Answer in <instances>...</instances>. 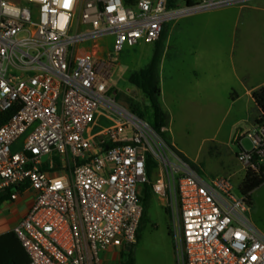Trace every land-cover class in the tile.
I'll list each match as a JSON object with an SVG mask.
<instances>
[{"label":"built area","instance_id":"1","mask_svg":"<svg viewBox=\"0 0 264 264\" xmlns=\"http://www.w3.org/2000/svg\"><path fill=\"white\" fill-rule=\"evenodd\" d=\"M248 1L167 9L166 0H0V193L33 198L13 229L27 264H103L108 250L133 248L145 186L169 201L179 264H264V233L247 197L228 177L205 178L117 101L101 68L109 63L77 50L113 36L116 62L124 47L155 43L171 20ZM103 116L108 125H99ZM242 137L251 148L237 161L264 181V125Z\"/></svg>","mask_w":264,"mask_h":264},{"label":"rangeland","instance_id":"2","mask_svg":"<svg viewBox=\"0 0 264 264\" xmlns=\"http://www.w3.org/2000/svg\"><path fill=\"white\" fill-rule=\"evenodd\" d=\"M184 4L185 2H181L179 6ZM243 5L260 8L259 11L244 9L239 20L251 23L244 28L245 32L250 33L249 41L255 43V47L258 46V43L262 46L264 45V0L224 5L193 16L182 17L184 19H174L165 24L167 33L168 27L180 19L182 20L178 22L179 26L185 29L190 27L187 30L188 36L193 40L196 52V59L190 62V67H193L192 69L198 75V78H192L191 82L195 86L197 80L202 86H205L206 82L201 79H204V76L210 79L206 85L207 92L202 102L203 107H193L191 103L186 102L181 110H177L173 121H170L167 115L168 135L172 143L189 162H196L204 166L205 172L202 174L205 178L210 177L209 175L229 177V169L227 170L226 165L222 164L226 160L230 162L231 166L233 165V168L240 167L234 158V152L240 151V148L236 142H233L237 133L233 117L237 112H242L244 108L242 105H236V108L230 113V117L225 118L229 105L225 98L228 99L229 93L230 98L234 94L237 95L240 88L231 71L222 68L221 36L226 32V29H223V24L234 21L237 16V8ZM113 42V36H105L97 40L96 44L92 40L80 43L77 50H97L98 59L109 63L108 67L103 68L101 65V68L107 72L112 91L116 93L119 103L134 111L137 105L147 107L149 101L139 89L129 83L128 78L132 72L149 63L155 43L142 40L136 46L124 47L117 54V61L111 62L109 53L113 51ZM169 53L171 54V50ZM232 80L236 84H232L233 88H228ZM209 93L212 96L211 102H209ZM145 120L150 124L153 123L151 107L147 108ZM108 124V118L105 116L100 118L99 125ZM240 125L242 128L245 126L244 124ZM97 130L99 129L97 128ZM26 135L27 133L14 145L13 150L19 151ZM243 145L246 149H250L251 141L246 137L243 139ZM157 174V168L153 169L152 177H156ZM230 179L235 188L234 193L239 196L241 194V179L236 177ZM144 196L145 193L142 191V198ZM143 204H145L144 201ZM249 217L264 231V186L253 193V206ZM173 235V219L169 201L167 202L151 192L147 214L139 229V240L133 247V255L138 264H179L174 249Z\"/></svg>","mask_w":264,"mask_h":264},{"label":"crops","instance_id":"3","mask_svg":"<svg viewBox=\"0 0 264 264\" xmlns=\"http://www.w3.org/2000/svg\"><path fill=\"white\" fill-rule=\"evenodd\" d=\"M244 9L260 10V8H252L245 5L239 6L234 21L225 22V24H223V29H226V32L221 36L223 51L221 57L222 68L231 71L240 88V92H237V95L234 94L231 98L230 93H226L228 94V99L225 98V100L229 105L225 118L230 117V113L236 108V105H242L244 108L242 112H237L233 117V124L237 126V133L234 136L233 142L238 144L240 150L246 148L243 145V137L237 142L239 136L246 132H254L258 125L257 120L261 117V110L255 102L253 93L264 86V45L261 46L260 43H258V46L255 47V43L249 41L250 33L245 32L244 28L247 25H251V23L240 22L239 20ZM182 19L172 23V26L168 27L158 72L161 86L160 103L166 115L169 116L170 121L174 120L177 110H181L186 102L191 103L193 107H203L204 104H202V102L207 92L206 85L210 82L207 76L201 79L206 82V84H204L205 86H202L197 80H193L195 81V86L191 82L192 78H198V75L192 69L193 67H190V62L196 59V52L193 47L194 42L190 36H188L189 33L187 30H189L190 27L185 29L178 24ZM96 48L98 49V47ZM170 50L171 54L169 53ZM94 52L97 54V50H94ZM151 57L152 55L150 56V60ZM232 84H236L234 80H232L228 88H233L232 86L234 85ZM209 97V102H211L212 96L210 93ZM240 124H244L245 126L242 128ZM166 132L169 138V131L167 128ZM169 141L177 150L170 138ZM238 152H234L236 161ZM189 163L201 174L205 172L203 165L202 167L201 164H197L196 162ZM222 164L226 165L227 170L229 169L230 176L228 178H240L242 183L246 174L240 163L239 168H233V165L231 166L230 162H227V160ZM209 176L214 177L213 175ZM262 186H264V184L260 187ZM253 193L251 195V208L253 206ZM32 203L33 198L29 194H24L14 201L10 200L1 203L0 235L12 231L27 215ZM260 230L264 233L262 229ZM126 251H128L127 248L125 250L118 248L108 250L102 255L103 264H122L121 256ZM136 263L138 264L137 261Z\"/></svg>","mask_w":264,"mask_h":264},{"label":"trees","instance_id":"4","mask_svg":"<svg viewBox=\"0 0 264 264\" xmlns=\"http://www.w3.org/2000/svg\"><path fill=\"white\" fill-rule=\"evenodd\" d=\"M183 0H166V8L173 9L177 7ZM188 5L192 4V0H184ZM127 5H134L137 0H125ZM167 36V27L164 25L159 39L155 42L151 60L149 63L129 75L128 81L135 88L139 89L144 96L149 101L147 107H142L140 105L136 106L135 111L131 110L137 114L140 118L145 120L147 108L151 107L153 110V123L150 124L156 133L172 148H174L167 136V115L164 112L161 103V86L159 81V65L163 54V43L165 44V39ZM256 104L261 110V117L257 120V124L264 125V86L260 87L253 93ZM183 157V156H182ZM184 158V157H183ZM185 159V158H184ZM157 164L153 161L151 157L148 159V176L152 177L153 169H155ZM264 181L253 173H246L240 190L241 193L247 197L249 204L251 205V195L258 189ZM145 196L142 198L144 201V210L141 218L140 226L142 225L146 214L149 203V198L151 195V187H144ZM11 191H6L5 193H0V204L6 201H10ZM139 240V233H138ZM138 242V241H137ZM29 256L23 247L18 235L12 230L5 234L0 235V264H27L29 263ZM122 264H137L136 259L133 255V248L124 252L121 256Z\"/></svg>","mask_w":264,"mask_h":264},{"label":"water","instance_id":"5","mask_svg":"<svg viewBox=\"0 0 264 264\" xmlns=\"http://www.w3.org/2000/svg\"><path fill=\"white\" fill-rule=\"evenodd\" d=\"M130 249H131V247H130V246H128V247H127V250H130Z\"/></svg>","mask_w":264,"mask_h":264}]
</instances>
